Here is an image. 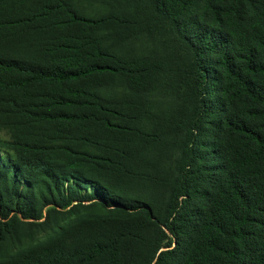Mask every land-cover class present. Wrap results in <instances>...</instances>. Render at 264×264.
<instances>
[{"label":"trees","instance_id":"16d2710c","mask_svg":"<svg viewBox=\"0 0 264 264\" xmlns=\"http://www.w3.org/2000/svg\"><path fill=\"white\" fill-rule=\"evenodd\" d=\"M151 2L196 53L187 81L198 108L164 225L173 240L150 264H264V0ZM123 23L86 18L66 0H0V115L56 126L43 141L0 138V240L9 224L39 219L38 202L90 203L114 217L95 216L101 230L71 227L0 264H138L146 241L133 230L154 216L110 182L112 169L130 175L118 159L84 149L98 132L154 140L113 123L129 116L90 91L115 75L135 92L149 87L146 66L122 61L89 34ZM30 40L40 43L35 55L18 56Z\"/></svg>","mask_w":264,"mask_h":264},{"label":"rangeland","instance_id":"374dc122","mask_svg":"<svg viewBox=\"0 0 264 264\" xmlns=\"http://www.w3.org/2000/svg\"><path fill=\"white\" fill-rule=\"evenodd\" d=\"M80 15L91 18L115 16L123 25L95 28L89 34L108 53L125 62L139 61L149 70V87L138 93L131 89L125 75L111 76L102 86L91 88L109 101L111 108L129 118L110 117L118 123L153 135L154 140L129 133H101L95 144L84 149L118 159L130 175L121 176L112 169L108 176L125 196L142 201L150 208L154 220L146 227L133 230L145 239L140 245L138 264H150L173 240L164 225L168 220L173 185L180 179L184 165L190 160L191 128L198 100L188 86L187 76L196 63V53L175 26L155 8L151 0H66ZM201 8L193 14L198 15ZM39 41L30 40L16 49L23 58L35 55ZM104 116H107L103 114ZM56 126L25 125L0 115V138L7 140L43 141ZM204 152L207 148L202 149ZM206 164V160L202 161ZM39 203V219L9 224L0 240V259L47 242L66 229L82 226L101 230L103 216L114 220L105 211L95 213L75 203L66 209ZM96 216V217H95ZM93 224V225H92ZM172 248H176L173 244Z\"/></svg>","mask_w":264,"mask_h":264}]
</instances>
